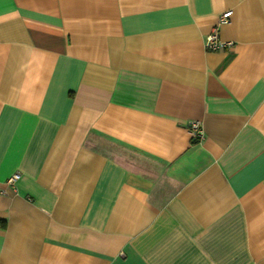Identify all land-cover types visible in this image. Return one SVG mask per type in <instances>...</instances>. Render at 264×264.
<instances>
[{
    "label": "crops",
    "instance_id": "crops-1",
    "mask_svg": "<svg viewBox=\"0 0 264 264\" xmlns=\"http://www.w3.org/2000/svg\"><path fill=\"white\" fill-rule=\"evenodd\" d=\"M0 264H264V0H0Z\"/></svg>",
    "mask_w": 264,
    "mask_h": 264
},
{
    "label": "built area",
    "instance_id": "built-area-1",
    "mask_svg": "<svg viewBox=\"0 0 264 264\" xmlns=\"http://www.w3.org/2000/svg\"><path fill=\"white\" fill-rule=\"evenodd\" d=\"M231 16L232 10L223 11L218 18L217 25L228 23L230 21ZM217 25L204 38V47L208 50H219L230 44L222 41L219 38ZM189 129L192 139L200 140L203 137V131L198 122L190 123ZM18 176V173H14L8 179V182L13 183L18 178Z\"/></svg>",
    "mask_w": 264,
    "mask_h": 264
},
{
    "label": "trees",
    "instance_id": "trees-1",
    "mask_svg": "<svg viewBox=\"0 0 264 264\" xmlns=\"http://www.w3.org/2000/svg\"><path fill=\"white\" fill-rule=\"evenodd\" d=\"M194 140V139H193ZM195 141V140H194Z\"/></svg>",
    "mask_w": 264,
    "mask_h": 264
}]
</instances>
